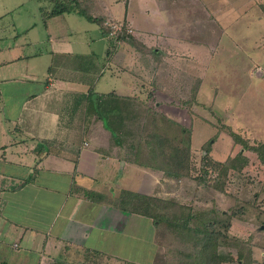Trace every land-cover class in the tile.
Here are the masks:
<instances>
[{
	"label": "crops",
	"instance_id": "obj_1",
	"mask_svg": "<svg viewBox=\"0 0 264 264\" xmlns=\"http://www.w3.org/2000/svg\"><path fill=\"white\" fill-rule=\"evenodd\" d=\"M26 1L35 11L52 7L47 1ZM84 1L106 28L130 29L146 50L111 43L114 36L74 13L46 23L34 16L32 31L40 24L44 35L32 41V55L8 58L5 53L20 45L0 46V264H156L151 220L122 212L110 201L122 190L169 195L163 190L169 179L133 164L126 147L86 114V97L92 92L114 95L120 102L137 99L141 107H154L192 129L191 121L178 119L176 109L182 105L167 93L186 89L182 78L196 76V67L203 64V54L186 48L194 47L197 31L175 18L178 0ZM149 4L155 6L150 18ZM154 16L156 31L141 28ZM81 22L88 25L77 30ZM217 27L206 31L217 33ZM23 62L28 64L23 73L1 71ZM171 75L180 77L179 83ZM83 191L102 198L87 200Z\"/></svg>",
	"mask_w": 264,
	"mask_h": 264
},
{
	"label": "rangeland",
	"instance_id": "obj_2",
	"mask_svg": "<svg viewBox=\"0 0 264 264\" xmlns=\"http://www.w3.org/2000/svg\"><path fill=\"white\" fill-rule=\"evenodd\" d=\"M176 2L178 13L175 18H181L180 23L183 26L188 23L197 31L194 47L187 45L186 48L196 54L199 52L203 54L201 56L203 64L196 67V76L185 75L182 78V84L186 89L180 86L183 88L182 91L167 94L172 95L182 104L189 99V89L195 86L196 80L200 79L202 82V79L203 84L201 83L202 87L198 95L200 105L196 113L204 119L200 116L198 118V114L192 112L193 116H197L193 119L184 107L176 109L178 111L176 115L181 122L184 124L192 122L194 151L191 150L192 173L191 177L183 178L178 182L172 179L164 182L163 190L169 195L158 198L173 199L176 205L190 208L201 215L207 214L208 211L212 212L207 214V218L204 216L205 224L211 223L212 218L221 222L231 219V227L228 230L221 223L215 226L216 231L222 236L225 235V240L218 249L223 255L222 264H238L241 245L250 250L252 264H264V165L253 154L246 153L247 167L240 174H229L224 181L225 187L222 192L198 185L193 180L196 177L199 179L201 175L203 145L213 136L217 135L210 146V153L212 152L215 160L224 161L237 152L226 132H218L219 126L230 127L251 144L264 142V11L261 8L264 0H178ZM148 8L150 18L155 12V6L149 4ZM43 14L44 12L39 9L34 10L32 1L0 0V18L2 17L0 46L20 45L16 51L6 52L5 57L32 55V41L35 38L40 40L44 35L40 24H36V29L32 31L33 17L38 16L39 23ZM157 21L154 16L150 23L145 25L143 21V25L140 26L144 27L145 31L154 32L157 30ZM229 22L232 23L228 25ZM80 24L77 30L84 29L88 25L86 22ZM214 25L220 26L217 27V33H208L206 28ZM162 27L168 26H160ZM94 29L97 35V27ZM27 63L31 65L32 61ZM27 63L2 68L1 71L7 76H11V72L23 73ZM170 77L177 83L181 80L177 75ZM174 211H177V208L164 213ZM155 232L156 264H193V247L186 235L180 237L178 233H172L164 225L155 227ZM84 264L89 263L84 261Z\"/></svg>",
	"mask_w": 264,
	"mask_h": 264
},
{
	"label": "trees",
	"instance_id": "obj_3",
	"mask_svg": "<svg viewBox=\"0 0 264 264\" xmlns=\"http://www.w3.org/2000/svg\"><path fill=\"white\" fill-rule=\"evenodd\" d=\"M37 1L52 3L51 9L47 12L44 11L43 23L53 17L74 13L89 23L97 24L103 30L104 35L109 36L110 28L104 26V19L93 17L83 0ZM261 8L264 11V5H261ZM122 29V32L114 36L115 40L110 39L109 41L118 44L126 43L136 52L143 53L146 47L138 43L131 34L126 33L124 28ZM148 52L154 55V49H149ZM199 87L200 79H197L195 86L189 90V99L181 104L190 115H192L191 108L198 105L196 99ZM114 98L116 97L111 94L101 95L90 92L86 97V114L100 121L118 146L126 147L132 157L131 162L141 168L162 172L165 178L177 182L183 178L191 177V127L176 123L156 111L154 107H141L137 99H120L124 101L120 102L115 101ZM218 132H226L237 152L223 162L213 160L210 156V146L217 135L213 136L203 145L201 175L199 179L196 177L193 180L198 185L222 192L225 187L224 181L229 177V174H240L247 167L248 156L246 153L253 154L264 165V142L251 144L239 133L225 125L219 126ZM29 181L31 179L26 182ZM82 194L87 200L102 198L92 192L83 191ZM110 202L122 212L148 218L154 227L158 228L164 225L172 233H178L180 237L186 235L193 247V264H222L223 255L218 249L224 242L225 235L222 236L216 231L215 226L221 223L228 230L231 227V219L221 222L219 219L212 218L211 223L205 224L204 219L207 218L208 213H212L210 211L201 215L190 208L176 205L173 199L162 200L155 196H145L124 190L120 191L118 197L111 199ZM163 207H165V211L172 208H177V211L165 214ZM237 263H253L250 250L244 245L240 247Z\"/></svg>",
	"mask_w": 264,
	"mask_h": 264
},
{
	"label": "built area",
	"instance_id": "obj_4",
	"mask_svg": "<svg viewBox=\"0 0 264 264\" xmlns=\"http://www.w3.org/2000/svg\"><path fill=\"white\" fill-rule=\"evenodd\" d=\"M108 27L110 28L109 36H116L118 33L122 32V27L119 25L109 24ZM126 33H131L130 29H125Z\"/></svg>",
	"mask_w": 264,
	"mask_h": 264
}]
</instances>
